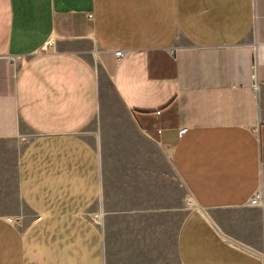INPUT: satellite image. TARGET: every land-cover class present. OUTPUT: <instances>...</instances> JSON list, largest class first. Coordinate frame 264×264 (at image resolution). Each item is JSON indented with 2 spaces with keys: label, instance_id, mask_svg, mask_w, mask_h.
I'll use <instances>...</instances> for the list:
<instances>
[{
  "label": "crops",
  "instance_id": "obj_1",
  "mask_svg": "<svg viewBox=\"0 0 264 264\" xmlns=\"http://www.w3.org/2000/svg\"><path fill=\"white\" fill-rule=\"evenodd\" d=\"M254 192L264 0H0V264H264Z\"/></svg>",
  "mask_w": 264,
  "mask_h": 264
},
{
  "label": "built area",
  "instance_id": "obj_2",
  "mask_svg": "<svg viewBox=\"0 0 264 264\" xmlns=\"http://www.w3.org/2000/svg\"><path fill=\"white\" fill-rule=\"evenodd\" d=\"M91 18V15H89ZM124 54L123 51L116 50L115 55L117 57H121ZM252 206H260L262 210L264 211V197L260 194V192H254V194L251 196L248 202Z\"/></svg>",
  "mask_w": 264,
  "mask_h": 264
},
{
  "label": "rangeland",
  "instance_id": "obj_3",
  "mask_svg": "<svg viewBox=\"0 0 264 264\" xmlns=\"http://www.w3.org/2000/svg\"><path fill=\"white\" fill-rule=\"evenodd\" d=\"M188 204H190V199L189 196H186V205L188 206Z\"/></svg>",
  "mask_w": 264,
  "mask_h": 264
}]
</instances>
